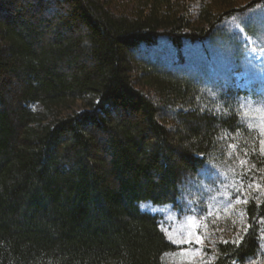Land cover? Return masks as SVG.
<instances>
[{
    "label": "trees",
    "instance_id": "obj_1",
    "mask_svg": "<svg viewBox=\"0 0 264 264\" xmlns=\"http://www.w3.org/2000/svg\"><path fill=\"white\" fill-rule=\"evenodd\" d=\"M120 1L0 0V264H166L182 248L141 204L182 213L230 184L241 217L202 264H264L247 95L183 54L264 0ZM159 41L172 65L138 53Z\"/></svg>",
    "mask_w": 264,
    "mask_h": 264
},
{
    "label": "rangeland",
    "instance_id": "obj_2",
    "mask_svg": "<svg viewBox=\"0 0 264 264\" xmlns=\"http://www.w3.org/2000/svg\"><path fill=\"white\" fill-rule=\"evenodd\" d=\"M225 28L206 46L200 43L186 46L183 52L186 67L210 78L209 81L228 78L246 93L244 117L264 140V9L256 8L243 20H230ZM154 47H141L138 53L166 65L173 64L176 53L168 42L159 41ZM229 186L223 191L219 187L211 188V197L206 203L195 205L189 202L180 214L169 206L143 203L141 209L158 215L165 235L173 237L174 244L182 248L168 255L166 264H202L207 259L204 245L208 244L209 231L216 234L217 228L227 226L228 229V225L236 224L241 215L235 216L234 199H230L228 190L237 193L238 188L232 184ZM168 240L172 242V239ZM181 240L188 242L181 243ZM261 253L264 256V233Z\"/></svg>",
    "mask_w": 264,
    "mask_h": 264
},
{
    "label": "snow or ice",
    "instance_id": "obj_3",
    "mask_svg": "<svg viewBox=\"0 0 264 264\" xmlns=\"http://www.w3.org/2000/svg\"><path fill=\"white\" fill-rule=\"evenodd\" d=\"M225 111H227V110H225ZM260 143H261V153L264 154V140H261ZM230 147L235 148L234 145H230ZM240 163H241V165H243V164H246V161L241 160ZM257 187H259V185H257ZM245 202H246V201H245ZM143 207H144V205L141 204V208H143ZM161 225H163V222H161ZM167 238L172 239V242H173V243L176 242V240H175L173 237H167ZM189 239H190V237H189ZM197 240H199V237H197ZM180 242H181V243H187L188 240H181ZM239 242H240V241H234V243H237V244H239ZM225 243H227V241H225ZM233 264H235V261H233Z\"/></svg>",
    "mask_w": 264,
    "mask_h": 264
}]
</instances>
